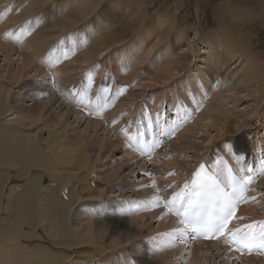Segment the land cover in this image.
I'll return each instance as SVG.
<instances>
[{
	"label": "bare ground",
	"instance_id": "bare-ground-1",
	"mask_svg": "<svg viewBox=\"0 0 264 264\" xmlns=\"http://www.w3.org/2000/svg\"><path fill=\"white\" fill-rule=\"evenodd\" d=\"M13 1L14 0H5L3 2L12 3ZM3 2L0 0V4ZM36 2L31 3V5L29 4L30 6L34 4L33 10L35 11L41 10V8L47 4V0H36ZM82 4H85V0H78L76 7H80ZM65 5L68 7H65L66 10H64L68 12L66 13L64 11L60 13L61 16L65 15V19L62 18L65 28L66 26L74 25L76 27L78 24H81L80 26L83 27L84 24L81 22L89 19L90 13L93 14L94 12H89V10L97 8L92 5V1L88 7H83L80 12L78 10V12L75 11L76 9L73 7L75 5L74 3H67ZM71 7H73V12L71 11ZM102 7L104 8V6ZM2 8L5 7L1 6L0 9ZM60 10L62 11L63 9ZM116 15L117 14H115V16ZM261 16L260 19L263 23ZM10 19H12V25H6V22L8 23ZM23 19L25 18L18 17L16 14L6 13L3 15V9L0 11V20H3L1 24L2 32H0V34L3 32L8 33V30L13 27L18 33L17 36H19V33L23 35V38L20 40L18 37V40L24 41V44L27 43V47H29L26 48V50H28L26 53L24 51L25 47H23L22 44L19 45L20 49L18 47V51L20 57H23V61L13 60L14 63L22 62L17 69L15 68V70L8 71L9 75H6L7 77L5 78L0 73L2 75H0V264H95L96 261L98 263L100 261H106V264H154L151 258L145 257L146 255L143 256L144 260L133 259L134 261H132L129 258L131 254L129 255L126 251H118L117 256H114L112 259L111 257L108 258L112 256L115 251L127 248L126 244L128 241L125 238L127 230L124 229L127 225L124 224V220L120 217L121 200L125 197L135 198V200H140L142 202L141 205L145 204L149 208V211H151L149 215L150 218L153 220H160V229H166L164 232L162 231V234L168 239L165 240L167 242H173V240L165 234L170 233L173 229L182 228V225L178 223L179 218L170 215L168 209H163L161 204L158 207L152 206L153 198L158 196L162 201H166L167 199L170 200L176 187L189 178L191 172H195L194 170L200 165L201 161L207 162L212 168H215L212 161L214 160L216 166H219L216 161L222 162L224 160L223 156L227 155L222 153L221 147L215 149L212 147L210 150L209 145L211 141L207 143L206 146L204 142L199 144L198 142L190 141V139H188L189 137L187 138L186 136L191 133L195 135V133L199 132L198 130L200 128L202 130L199 124L200 121L192 128H188L186 127L184 119L181 118L179 111H175L172 116H168L167 119L165 114L160 112L154 116V110L146 105V109H140V112L145 110L142 116L137 114L136 112H138L139 108H130L131 103L136 102L134 99L135 97H133L134 89L131 91L128 90L129 94L126 95L130 97L125 98L124 96L123 99V92L120 93L113 84H110L109 81L105 82L101 78V69H98L95 77L88 75V70L81 73L82 77H80V74L75 77V75H78L76 71L80 65L84 64V66H88L92 59L97 58L98 60L101 54L108 50L109 47L111 48V46L107 45L109 41L119 40L120 38L121 42L123 38L130 37V31H127L118 38L115 37L116 35L113 36L111 32L112 36L109 35V31L107 30V33L103 34L106 39L102 40V37L97 38L100 40H98V43H95L93 39L96 36H91L93 34L92 29L83 28V30L79 32L81 34H78V39L71 43L73 51L74 49L84 50L83 54H80L79 57L76 56L77 60L75 63L70 66L68 65L66 69L57 72L53 71V77L51 74L45 73L46 77L44 76V78H47V80L36 78L40 81L35 84L34 82L28 84V79L25 76L27 61L34 58L36 60H41L40 57L42 56V52H48L49 46L44 43L39 45L45 35L42 40H40L39 37L37 39H32L30 42H26L30 39L32 34H38V32L36 31L37 28L31 31L29 28L30 25L27 26L24 24ZM233 19L237 20L234 17ZM58 20L60 21L57 22L61 23V19L59 18ZM42 21L44 23L49 22L47 17L46 19H42ZM101 22L102 24L100 23L99 27L104 25V23L109 25L107 21ZM118 23H120L121 26V21L115 22L114 25ZM141 24H146V20L143 19ZM165 24L166 23L161 22L160 25H157V28L154 26V29L151 27H149V29L155 30V32L158 33V38L154 41L155 43L157 42L156 46L159 48L158 52L162 48V44H164L165 41H169L167 46L164 45L165 47L162 51L171 52L172 58L170 59L174 57L175 60L171 63L169 62V65H171L170 67H165L168 64L167 61L164 62L165 64L167 63L166 65L164 63L161 65L159 64L156 74L153 71V73L148 74L151 76L155 74L156 77L154 79L151 78L154 83L161 82L162 80L164 85L168 84L169 86L170 83L173 82L172 86H174L176 84L174 82L176 81L172 79L173 71H177V74L181 76L182 72L187 71L191 66V57L193 58V54L198 51L195 47L194 53H191L192 56L189 53L184 55L180 54V52L178 53L179 48L176 46L179 44L174 43L175 41L173 42V39H170L176 35H173V23L171 27ZM232 24L233 22L229 23L230 26L234 27L235 25L233 26ZM120 26H116L115 29ZM165 26L166 28H164ZM224 26L226 28L219 31L220 36L217 37L214 35L217 38L215 43H209L208 40L204 39L202 43L207 45V47L210 46L213 54L217 55L219 59L212 65L215 69L209 73L214 88L211 93L218 96L220 99L221 96L217 93L220 86L218 82L222 81L221 78H223L221 71L225 67H228L231 61L238 60L240 59L239 57H241L243 61L250 62V65L245 67V64L243 66V61H240L239 66L242 68L237 69L239 70L237 73L238 77L231 83L234 85L233 90L235 91V95L239 97L242 96L241 98L245 99L247 102L249 101L250 104L246 103L248 106L246 109L244 108V110H239L237 113L229 115L223 112V109L219 111L215 110L214 103L219 100L217 98L213 100V102L210 103V107H214V113L207 117L213 123L210 129L216 131L217 134L213 137L211 133H209L207 137H210L209 139L211 140H219L221 137L226 136H232L236 139L235 148L237 150L234 149V151L237 155L245 156V158L249 160V163L246 166L239 161L235 162L232 158L230 160L234 164L235 170L244 174V177L249 173V168L251 167L263 174L261 179L257 176L255 177L254 186L257 187L255 189L257 190L259 185L264 186V153L261 152V148L253 150L247 146L248 141L245 140L239 132L241 131L242 124L247 126V121L252 119L253 113L257 114L258 108L261 106V103L264 102L263 78L261 79V76H259L263 71L258 73L257 70H260L258 66H261V63L256 61V57H254L252 52L249 53L246 48L251 45L249 38L243 37V34L239 36L241 33L237 34L233 32V29L229 30L227 28L228 26L223 25V27ZM121 28L125 30V27ZM162 28L164 29L161 30ZM237 28L241 30L243 27L238 26ZM135 30L138 32V30H142V28L138 26ZM131 31L133 32V30ZM82 33H84V35H82ZM85 34L87 39L85 38ZM3 39L8 40L9 38ZM49 39H51V37L47 40ZM153 39L154 37H152V34L147 31L142 36L141 40L139 39L134 43L135 45H133L137 50H140L143 47L142 45H150ZM184 41L190 46L193 44L186 38ZM42 42L45 41L43 40ZM88 45H90V48L87 50L86 46ZM133 45L131 46L133 47ZM9 50H11V48ZM130 50L131 47L128 48V51ZM12 51L13 50H11L10 53ZM23 51L26 54L22 53ZM62 54H64L66 58L67 50H64ZM1 56H4L2 62H7V64L12 62L10 54L3 53ZM70 56L71 55L68 57ZM120 57L121 56H119L118 59H120ZM195 58L197 59V56H195ZM74 60L75 59H73V61ZM127 62H131V60H127ZM142 62L144 63V61ZM2 66L4 68V65ZM5 66H7L6 69L9 68L8 65ZM107 72L109 75L110 73H114V68L109 67ZM5 74L6 73H4V75ZM177 74L176 76H178ZM54 76H56L59 83L55 80ZM123 77L125 78L124 83L131 82L132 85L137 84V82L141 80L144 82L147 81L143 78L144 76L142 77V75L136 73L134 76L127 75ZM136 78L137 81H134ZM50 80L55 82V86H53ZM91 85L92 89L89 95L86 96L84 91ZM147 87L151 89L150 85H147V83L143 86V89ZM104 89H108L106 95H104ZM200 91H206L205 87ZM114 92L117 93L119 97L118 100L121 101L120 104L116 103L115 108L118 109L117 112H114L115 109H112L110 102ZM68 94L72 95L70 103H77L81 106H74L73 104H71V106L65 105L66 101H63V97ZM223 94L221 93V95ZM225 98L227 100V97ZM94 99H97V102H92ZM126 100L128 101L127 103H125ZM27 101L30 102L26 105ZM77 101L80 102L78 103ZM98 103L99 107L97 106ZM124 106L128 107V111H124ZM79 109L84 112V117L89 118V120L94 116L95 121L102 122L103 120V123H96L93 120V122L89 120V122H87V120L82 122ZM97 111H99V114H97ZM157 115L159 116V124L153 123V128L149 129L147 127L149 121L154 122ZM110 118L111 120L108 122L107 120ZM115 118L116 122H114V125H116V129L110 130L109 124L113 122ZM131 118L133 119L131 120ZM178 119H182L184 124L178 122ZM104 120H106L108 124L105 123ZM144 121L146 123L143 124ZM162 123L166 124L167 127H164ZM84 124L86 129L83 128L85 130H82L80 125ZM100 124L106 125L107 134H112L111 136H114V139H108V136L100 135ZM174 124H176V130H173L172 134L178 136L180 133L181 135L190 133L187 135L184 134L182 138H173V143H171L169 136L170 130ZM130 129L131 132L127 133ZM138 131L151 133L154 131L158 134L160 139H163L165 142L169 141L170 143H166L164 149L157 152V158L154 160L144 159L135 153V151L138 150H134V147L129 146L128 137L136 135ZM125 134H127V136L124 138L123 135ZM201 135L204 136L203 134ZM178 140H181L180 143ZM126 144L128 147L125 146ZM230 147H232V145ZM254 151L258 154L257 159L259 161L256 163L252 159V153H254ZM189 153L193 155L190 161H188L190 158V155H188ZM205 154H209L206 159ZM161 155L164 157L163 159L168 158V163L163 162L162 165L170 166L168 167L170 169L166 171L163 176H167V181L172 184L171 187L168 186V182H160L156 179L158 172L153 169L154 166L152 168L153 172L151 173H154V176H152L153 180L151 179V175L146 172L148 171V164L151 166L152 164L157 165L159 160H162ZM135 171L142 176L139 182ZM169 173L173 174L169 175ZM144 175H148L146 179L143 177ZM132 180L136 186L132 183ZM156 181L160 183L155 184V187H153L152 184ZM166 183L168 184L166 185ZM175 184L176 186H174ZM169 187L171 191L166 194ZM97 188L100 190H96ZM255 190L250 193L248 203L241 210L239 217H242V219L236 221L237 225H249L254 222L257 224L258 229L260 228V224L264 223L262 220L264 219V196H262L261 199H259L260 196H255L254 198L252 194L255 193ZM163 194H166V196L164 197ZM82 207H89L91 211L95 209L96 216L94 220H91L94 222L93 224L88 223L90 225L84 226L86 223L81 225L80 222H77L75 212L81 210ZM250 213H253V216H251ZM110 214H112V216ZM51 236L55 237V239H50ZM108 236H111V239H109ZM56 238L60 240L57 241L58 239L56 240ZM117 238H120L119 240H123V242L119 243L120 241ZM189 239L191 238L187 233L183 237V240L188 242ZM95 243H97V250L94 253L88 251ZM193 244L190 250L192 260L189 262L191 264L194 262L195 264H226V261L228 264H264V258L260 255L256 257H242L231 249L228 241L208 243L196 242Z\"/></svg>",
	"mask_w": 264,
	"mask_h": 264
},
{
	"label": "rangeland",
	"instance_id": "rangeland-1",
	"mask_svg": "<svg viewBox=\"0 0 264 264\" xmlns=\"http://www.w3.org/2000/svg\"><path fill=\"white\" fill-rule=\"evenodd\" d=\"M3 1H5V0H1V2H3ZM77 1L78 0H47V2H46L47 4L44 5L41 8V10L39 9L38 11L33 10L34 4H32V6H30L31 3L36 2V0H19V1L14 0L12 3L3 2L2 4H0V7L1 6L5 7V8H2L3 9V15L8 13V14H16L18 17H24L25 19H23V23L26 24L27 26L30 25L29 28L31 29V31L34 28H37L36 31L38 32V34H32L30 36V39H28V41H26V42H30L32 39H37L39 37H40V40H42L43 36L45 35V37L43 38V40L45 42H42L43 41L42 40L41 44H39V45H42L44 43L47 46H49L48 52H45V51L42 52V56L40 57L41 60L40 59L36 60L34 58L35 60L30 59L29 61H27L26 65L29 68L27 66L25 67L26 68L25 76L28 79V84H30V82H34V84H35L38 81H40L36 78L47 80V78H44L45 73L52 75V74H54V72H57V71L62 70V69H66L68 67V65L70 66V65H73V63H75V61L77 60L76 58L79 57L80 54H83L84 50L74 49V51H73V46H71V43L78 39V36L81 34L79 32L81 30H83V28L84 29H87V28L92 29L93 34L91 36H96L93 39V42H95V43L96 42L98 43V40H100L97 38L102 37V40L106 39V37H104L103 34L107 33L106 32L107 30L109 31V33H108L109 35L112 36V34H113V36L116 35L115 37H118V38H119V36L124 35L127 31H130L129 32L130 37L123 38L124 40L122 39L121 42H120V38H119V40H113L111 42L109 41L107 43V45L111 46V48L109 47L108 50H106L103 54H101V56L98 57V60H97V58L92 59L91 63L88 66H84V64L80 65L76 71V73L78 75H75V77L79 76V74L81 75L80 77H82L81 73H83L85 70H88V75H91V77L92 76L95 77V74L97 75L98 69H101V78L105 82L109 81L110 84H113L116 87L117 91H120V93L123 92V94H122L123 99H124V96H125V98L130 97V96H127L129 94L128 90L131 91L134 89L133 90L134 91L133 97H135L134 99L136 100V102L131 103L132 106L130 105V108H132V109L139 108V110H138L139 113L136 112L137 114L142 116V114L145 112V110L143 112L142 111L140 112V109H146V105H148L150 108H152L154 110V113H155L154 116H156V114L160 112V113H164L165 117L167 119H168V116H172V114L175 111H179L181 118L184 119L186 127L192 128L193 126H195L200 121L199 122L200 127H202V130L205 129L204 131H202L201 128L200 129L197 128V129H199L198 130L199 132L195 133V135H193V133L189 134L190 132L184 133L185 135L189 134L186 137L187 138L189 137L188 139H190V141H195V142H198L199 144H202L204 142L205 146L207 143H209L211 141V144L209 145L210 150L212 149V147H213V149L221 147L222 149L221 148L220 149L222 150V153H224L225 155L232 157L237 162L238 161H240V162L244 161V157L240 156L239 154L238 155L235 154L236 152L234 151V149H236L235 148L236 147V144H235L236 139L233 138L232 136L221 137L219 140H216V139L211 140V139H209L210 137L209 138L207 137V135L209 133H211V136H213V137L217 134L216 131H213L212 129H210V126L213 123L207 117L210 114L214 113V110H213L214 107L213 108L210 107V103H212L213 100H216V98L219 100L218 102L214 103L215 104L214 105L215 110L219 111L220 109H223V112H225L229 115L232 113H237V111H239V110H244V108L246 109L248 107L246 103L250 104L249 101L247 102L245 99L241 98L242 96L239 97L238 95H235V91L233 90L234 85L232 84L233 80L235 81L236 77H238L237 73L239 72V70H237V69L242 68L241 66H239V64H240V61H243V59L241 57H239L240 59H238V60L236 59L237 61L236 60L231 61L230 65L228 67H225L221 71L223 74L222 75L223 78H221L222 81L218 82V85L220 84V86L218 88V93H217L218 95L221 96L220 99L222 98L220 100L218 96H215V95H213V93H211L214 88H213L212 80H210L211 75L209 74V73H211L212 70L215 69V67L212 65L214 63H216L219 59L217 58V55L213 54V51H212L210 46L207 47V45H204L202 43H203V39L208 40L209 43H212V42L215 43V40L217 38L214 35H216L217 37L220 36L219 31L222 29L224 30L226 27L225 26L223 27V25H226V26H228L227 28L229 30L233 29V32H235L237 34L241 33L239 36H241L243 34L244 35L243 37L249 38L251 45L247 46L246 48L248 49L249 53L252 52L254 57H256L255 58L256 61L261 63V64L259 63L261 66H258V68H260V70L256 67L258 69L257 70L258 73L262 72V71L264 72V0H105V1L100 0L101 2L99 0H85V4H82L80 7L79 6L76 7ZM91 1H92V5L94 7L96 6L98 9L94 8L95 9L94 10L92 8L91 10H89V12L90 11H92V12L94 11V12H93V14L90 13L89 19L81 22L82 24H84V26L81 27L80 26L81 24L80 25L78 24V26H76V27L74 25V26H66V28H65V26L63 25L64 20L62 19L65 17V15L64 16L60 15V13L64 12L66 10V8L68 7L65 4L74 3L75 5L73 7H74V9H76L75 11L78 10L80 12V11H82L83 7L84 8L88 7L89 4L91 3ZM94 2L97 5H95ZM102 6H104L105 9ZM73 7H71V11H72ZM2 9H0V11ZM60 9H63V10L61 11ZM113 11H114V14H113ZM65 12L67 13L68 11H65ZM261 13H262V16H261ZM50 14H51V16H50ZM115 14H117V15L115 16ZM104 16H105V18H104ZM142 16H145V17H142ZM260 16L263 19V23H262V20L260 19ZM46 17L49 20L48 23L47 22L44 23L42 21V19H46ZM121 17H122V19H121ZM233 17L237 20H234ZM238 17H240V18H238ZM59 18L61 19V23L57 22V21H60V20H58ZM129 19H131V20H129ZM143 19L146 20V24H144V25L141 24V21ZM132 20H133V22H132ZM101 21H107L109 23V25H107V23H104V25L99 27L100 23L102 24ZM111 21H112V23H111ZM117 21H121V26H120V23L114 25V23ZM2 22H3V20H0V32H2L1 31ZM53 22H54V24H53ZM161 22L166 23L165 25L166 26L168 25V27L169 26L171 27V24L173 23V27H174V29H173L174 34L173 35H175V34L176 35L170 39H173L172 41L173 42L175 41L174 43L179 44L178 46H176L179 48L178 53L180 52V54H183V55L187 54V53L193 54L195 51L194 50L195 47H196V50L198 51V52H195L193 54L194 55L193 58L191 57V59H192L191 66L187 69V71L182 72L181 76L177 74V71H173L172 79L176 81L174 83L179 84V85L175 84L174 86H172L173 82H171L169 85L170 87L168 86V84L164 85L162 80H161V82H157V83L152 82V79H154L156 77L155 74L158 72L156 70L159 68V64L161 65L162 63L168 61V64L166 63L167 65L165 63L164 64L166 65L165 67H170L171 65H169V64L175 60L174 57H173V59H170V58H172V56L170 54L171 52L162 51L165 47L164 45L167 46L169 41H165L164 44H162L163 45L162 48L158 52L159 48H157V46H156L157 42L156 43L154 42L155 39L158 38L157 37L158 33L155 32V30L153 31V30L149 29V27L153 28L154 26L157 28V25H160ZM230 22H233L232 25L233 26L235 25L236 27L230 26L229 25ZM9 24L12 25V19H10L8 21V23L6 22V25H9ZM107 26H108V29H107ZM116 26H120V27H117L115 29ZM138 26L140 28H142L143 31L138 30V32H137L135 29ZM163 26H164V24H163ZM166 26L164 28H166ZM238 26H242L243 28L240 30L237 28ZM121 27H125V30H124V28H121ZM119 28H121V29H119ZM164 28H162L161 30H163ZM10 30H8V33L3 32V33H1L2 35L0 34V50H1L0 51V65L1 66L4 65V68L2 66V68L0 69V73L3 75L4 78L9 75L8 71L15 70V68L17 69L20 66V63H22V62H20V63H18V62L14 63L13 62V60L19 61V60L23 59V57H20V54L18 51L20 49L19 45L22 44V46L25 47L24 51L26 53L28 52V50H26V48H29V47H27V45H28L27 43L24 44V41L18 40V37L20 40H21V38H23L22 33H19V36H17L18 33H17L16 29H13V27H11ZM46 30H48V31H46ZM131 30H133V32ZM147 31H149L152 34V37H154L152 43H150V45L144 44V45H142L143 47L140 50L139 49L137 50L134 47V45H135L134 43L136 41H138L139 39L141 40L142 36ZM82 35H84V33H82ZM7 37L9 38L8 40L3 39V38H7ZM49 37H51V39L47 40ZM183 37H184V40L186 38L191 43H193L192 46H190L187 42H185L183 40ZM85 38L87 39L86 34H85ZM170 39H167V40H170ZM131 45H133V47ZM18 47H19V49H18ZM86 47L88 50L90 48V45H88ZM129 47H131L130 51H128ZM10 48H11V50H13L11 53H10L11 50H9ZM64 50H67L66 58L64 57V54H62L64 52ZM24 51L22 53H25ZM3 53H7L8 55L10 54V58L12 60V62H10V64L9 63L7 64V62L6 63L2 62L4 56H1V55H3ZM73 54H74V56H73ZM192 54H191V56H192ZM69 55H71V56L68 57ZM48 56H49V58H48ZM72 56H73V58H72ZM119 56H121L120 59H118ZM195 56H197V59L195 58ZM244 56H245V54H244ZM18 57H20V58H18ZM73 59H75V60L73 61ZM48 60H50V61H48ZM127 60H131V62H127ZM142 61H144V63ZM158 62H160V63H158ZM68 63H70V64H68ZM247 63H249V64H247ZM244 64L246 67V66L250 65V62L243 61V66H244ZM5 65H8L9 68L6 69L7 66H5ZM253 66H254V64H253ZM109 67L114 68V73H110V75L107 72V69ZM152 71L155 73V74H152L153 76L150 75L151 73H153ZM4 73H6V74L4 75ZM135 73L138 75L139 74L142 75V77L144 76L143 78H145L147 81L144 82L141 80V81L137 82V84H135V85H132L131 82H125L124 83L125 78L123 76H127V75L134 76ZM148 73H150V74H148ZM205 73H207V74H205ZM262 73H260L259 76H261V79L262 78L264 79V76H263L264 73L263 74ZM26 74H28V75H26ZM176 74L178 76H176ZM52 77H53V75H52ZM54 78L57 81L56 76H54ZM263 79H262V81L264 84ZM77 80H78V78H77ZM41 81H43V80H41ZM134 81H137V78L134 79ZM50 82L52 83V80H50ZM146 83H147V85H150L151 89L148 87L143 89V86ZM126 84H128V85H126ZM157 84H159V85H157ZM229 84H230V87H229ZM131 85H132V87H131ZM138 85H139V87H138ZM204 87H205L206 91H204V92L200 91ZM231 87H232V89H231ZM28 88L30 89L29 86H28ZM179 88H181V89H179ZM91 89H92V85L90 87L86 88V91H88V92L84 91L86 96L89 95V92L91 91ZM187 90H188V92H187ZM115 93L116 92L113 93V97H111L110 102L112 105V109L113 110L115 109L114 112H117L118 109L115 108L116 103L120 104L121 101L118 100L119 97L117 96V93L116 94ZM221 93L222 94L224 93V94L221 95ZM106 94H107V92H105L104 95H106ZM225 97H227V100ZM63 98H64L63 101H66L65 105L71 106V104H73L74 106H76V105L81 106V105H78L77 103L76 104L72 103V102L70 103L71 98H72L71 94H68ZM228 98H231V99H228ZM238 98H240V99H238ZM235 99H237V100H235ZM28 102H30V101H27L26 105L28 104ZM92 102H94V103L97 102V99L92 100ZM127 102L128 101L126 100L125 103H127ZM97 106L99 107V103ZM98 107H97V109H98ZM123 108H124V111H128L127 106H124ZM58 111H57V113H58ZM255 114L256 113H253L252 119L247 121V126L242 124V128H241V131L239 133L245 138V140L248 141L247 146H249L253 150H256V148L257 149L261 148V152L264 153V102L261 103V106L258 108L257 114L256 115ZM79 115L81 117L82 122L85 120H87V122L93 120L96 123H103V120H102V122L95 121L94 116H92V118H90V120H89V118L84 117V112H82V110L79 111ZM12 117H10V118H12ZM206 117H207V120H206ZM132 119L133 118H131V120ZM110 120H111V118L108 119L107 121L109 122ZM104 121H105V123L108 124V122L106 120H104ZM92 122H90V123H92ZM114 122H116V118L113 119V123L111 122L112 124L111 123L109 124L110 130L116 129V125H114L115 124ZM144 123H146V122L144 121L143 124ZM202 124H204V125H202ZM100 125H101L100 126L101 127L100 135L108 136L107 137L108 139L109 138L114 139V136H111L112 134H107V132H106L107 130L105 127L106 125H103V124H100ZM80 127L82 130L86 129L85 124L80 125ZM83 128H85V129H83ZM210 130H211V132H210ZM201 134H203L204 136H202ZM183 135H181V133H180L178 136L175 137V139H177L179 137L182 138ZM126 136H127V134L123 135L124 138ZM181 140H178V142L180 143ZM219 141H220V143H219ZM231 145H232V147H230ZM125 146L128 147L127 144ZM205 146H204V149H205ZM249 147H248V149H249ZM201 153H203V152H201ZM209 154H210V152H209ZM209 154H205V159H206V157L209 156ZM254 154H255V151H254ZM188 155H190V158L188 159V161H190V159L193 155H191L190 153ZM117 157H118V155H117ZM210 157H211V155H210ZM163 158L164 157L162 156V160L160 159L159 163H157V165H155V164H152V166L150 164L147 165L148 169L147 168L146 169L148 171H146V172H147V174L151 175L152 180H153L152 176H154V173L153 174H151V173L153 172L152 170L155 169V171L157 170L156 172H158L156 179H158L160 182H168L167 176L166 175L163 176V175L166 173V171H168L170 169V168H168L170 166L162 165L163 162L168 163V160H167L168 158H166V159H163ZM216 162L219 163L220 167L222 166V162H220V161H216ZM153 166H154V168H153ZM162 170H163V172H162ZM135 173H137V172L135 171ZM136 175H137L136 177L138 178V182H139L141 180L140 177L142 178V176L139 175L138 173ZM147 176L144 175L143 177H145V179H146ZM159 181H156L154 183L158 184V183H160ZM132 183H133V180H132ZM168 183H166V185ZM133 184L136 186L135 183H133ZM168 186L171 187L172 184L169 183ZM174 186H176V184ZM170 187H169L168 191L166 192V194L169 191H171ZM96 190H100V189L97 188ZM166 194L164 195V197L166 196ZM252 195H254L253 196L254 198H255V196H260L259 199H261V197L264 196V186L259 185V188ZM125 198L122 199L124 201L121 200V202H120V205H121L120 217L124 220V224L129 226V227L126 226V228H124L127 230L126 235H125L126 237L124 236L126 238V240L128 241L126 244L127 248H123L121 250L115 251V253H113L112 256H109L108 258L111 257V259H112L114 256H117L118 251H126L129 255L131 254L129 256V258L132 261L140 260V259L144 260L143 256L146 255L145 257L151 258L153 260L154 264H164V263L165 264H191L189 262L192 260L190 250L192 249L191 247H193L194 242L193 241L192 242H190V241L185 242L184 240H183V242H178V241H173V242L168 241L167 242L166 240H168V239L162 234V231L164 232V230H166V229H164V230L160 229V225H159L160 220H153L152 218H150L149 215L151 214V211H149V208L145 204L141 205L142 202L140 200H135V198L134 199L133 198H127V197H125ZM136 201H138V202H136ZM78 212H80V213H78ZM81 213H83V214H81ZM110 215L112 216V214H110ZM250 215L253 216V213L252 214L250 213ZM95 216H96L95 209L93 211H91V208H89V207H82L81 210H78L77 212H75V218L77 217V222H80L81 225H84L86 223L84 226L93 224L94 222L91 220H94ZM135 220H136V222H135ZM262 220H264V219H262ZM72 221H73V217H72ZM88 223H90V224H88ZM129 232H130V235H129ZM136 233H137V235H136ZM138 236H139V238H138ZM110 237L111 236H108L109 239H111ZM50 239L54 240L55 237L51 236ZM134 239H136V240H134ZM56 240L59 241L60 239L56 238ZM119 241H117V242H119V243L123 242V240H119ZM96 250H97V243H95V245H92L91 249H88V251H92L93 253ZM169 253H171V254H169ZM95 264H106V261H100L99 263L96 261ZM192 264H195V262ZM226 264H228L227 261H226Z\"/></svg>",
	"mask_w": 264,
	"mask_h": 264
},
{
	"label": "snow or ice",
	"instance_id": "snow-or-ice-1",
	"mask_svg": "<svg viewBox=\"0 0 264 264\" xmlns=\"http://www.w3.org/2000/svg\"><path fill=\"white\" fill-rule=\"evenodd\" d=\"M52 83L55 86V82ZM104 91L107 92L108 90L104 89ZM97 114H99V111H97ZM153 123L159 124L158 115L154 122L149 121L147 127L152 129ZM143 135V132H138L134 136H129V146L134 147V150L150 154L152 146L142 142L141 137ZM172 174L169 173V175ZM195 175L200 178L198 189L194 188L187 197H184L183 193H178L169 201L164 202V207L168 208L169 211H173L179 218L178 223L183 225L182 228L173 229L165 235L173 241L183 242V237L189 231L204 239L219 238L227 231L226 239L231 242L236 251L247 249L250 253L254 248L259 250V246H264V223L260 224L258 233L253 232L254 225L251 224L243 225L241 228L234 230L228 229V223L233 218L242 219V217H237L235 213L239 204L246 202L244 193L252 182V178L245 176L237 181L230 174L229 187H231V191H227L224 187H221L214 177L204 173L203 166ZM193 183L195 184L196 181H193ZM152 186L155 187L154 182ZM177 200H179L178 206ZM161 203V198L157 196L153 198L152 206L158 207Z\"/></svg>",
	"mask_w": 264,
	"mask_h": 264
}]
</instances>
